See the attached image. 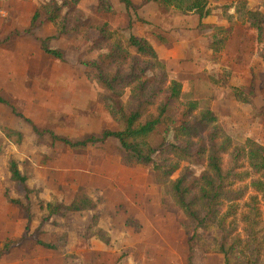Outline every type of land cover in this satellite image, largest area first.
<instances>
[{
    "label": "rangeland",
    "instance_id": "1",
    "mask_svg": "<svg viewBox=\"0 0 264 264\" xmlns=\"http://www.w3.org/2000/svg\"><path fill=\"white\" fill-rule=\"evenodd\" d=\"M50 1L0 0V99L7 103L0 102V264L187 263L190 236L183 225L188 222L173 200L171 183L184 170L199 177L207 164L179 162V171L161 186L152 167L123 164L124 153L115 139L74 151L53 143L49 136L39 138L13 112L30 119L41 130L72 141L121 130L122 125L104 106L112 94L98 86L95 72L84 65L107 53L106 47L97 46V29L105 23L110 26L113 41L125 43L134 35L152 45L167 72L164 88L177 81L183 87L181 102L199 104L193 116L211 109L219 128V145L230 138L228 149L220 155L224 170L231 167L234 151L241 150L236 173L248 177L228 182L226 191L239 192L240 198L228 199L221 207L223 215L232 209L236 212L225 220L227 244L239 237V248L244 247L253 231L257 242L263 244L264 256V197L251 186L253 180L264 181V173L253 175L247 158L251 141L264 147V27L259 34L248 23L219 24L218 29L231 32L225 46L214 54L209 47L213 31L200 29L196 15L157 4L128 11L119 0H110L113 13H99L98 0H80L77 6L71 0H54L62 7L65 21L60 23H65L68 30L48 43L49 48L64 53V60H57L41 48V40L58 34L44 17ZM66 1L68 6L63 4ZM130 1L138 6L142 3ZM226 1L208 0L218 4ZM255 9L264 15V0H258ZM37 14V28L25 33ZM144 63L141 58L122 68H138L145 72L144 79H154L156 73ZM116 69L112 67L111 71ZM135 87L120 88L122 107L132 104ZM160 89H154L161 94L151 112L166 96ZM10 130L20 132L23 138H7ZM162 133L163 129L151 137L154 147L162 143ZM172 139L169 133L168 142ZM193 141L198 143L199 137ZM167 157L157 155L155 159L160 162ZM11 162H16L27 178L30 193L11 180ZM86 197L96 203L95 210L62 212L45 221L49 212L42 206L47 203L69 206ZM252 197L257 199L260 211L253 229L243 222ZM216 226L197 230L194 264H226L217 248V238H227L226 233L220 234ZM246 258L244 255L242 264Z\"/></svg>",
    "mask_w": 264,
    "mask_h": 264
},
{
    "label": "trees",
    "instance_id": "2",
    "mask_svg": "<svg viewBox=\"0 0 264 264\" xmlns=\"http://www.w3.org/2000/svg\"><path fill=\"white\" fill-rule=\"evenodd\" d=\"M98 2L97 10L99 13L114 12V6L110 0H98ZM119 2L124 4L128 11L132 8L136 9L130 0H119ZM71 3L77 6L80 0H71ZM149 3L170 8L185 15L195 14L200 21L208 18L213 13L212 9L209 8L208 0H144V4ZM63 4L68 6L69 2L66 1ZM48 6L44 16L46 23L53 24L58 34L55 37L41 40V48L47 55L57 60H64L63 52L48 47L50 41L68 33L66 24L60 23V20L65 21L64 17H62V7L57 6L54 0H51ZM231 8L234 10L232 15L229 13ZM221 11L220 18L228 24L234 23V21L248 23L259 34L263 33L264 21L260 19L264 18V15L258 10L255 12L248 11L247 2L239 1L235 6L222 7ZM38 18V14L33 17L31 26L25 33L31 34L37 28ZM199 28L213 31L209 37V47L214 54H218L221 48L225 46L231 32V29H218V27L204 26L201 23ZM97 31L99 33L97 46L106 47L107 53L100 56L96 61L85 63L84 65L95 72V80L98 86L112 94V97L106 98L104 106L114 121L122 125L123 128L121 130H107L99 137L91 136L81 141H72L58 136L48 129L41 130L30 119L16 113L15 110L13 112L18 118L27 123L32 128L33 133L39 138L49 136L53 143H61L74 151L86 150L91 145L103 144L110 139H115L124 153L123 164L127 167H152L157 175L158 184L161 186L165 185V181L169 180L171 175L179 171V162L190 161V163L207 164L206 170L199 177L196 178L188 170H184L181 176L171 183L173 200L185 213L188 222L187 225H183L184 230L190 236L186 264H194L193 261L197 249V230L217 225L216 227L220 234H225V220L229 214H232V217L236 214L232 209L230 213L228 212V215H223L221 207L228 199L234 201L236 196H239L237 199L240 198L239 192L226 191V188L230 187L228 185L230 180L236 183L245 176L244 173H236L241 150L236 149L234 151L231 167L228 170H224L220 155L228 149L230 138H226L219 145V128L216 116L211 109L206 108L199 115L193 116L199 109V104L196 102H181L183 95L181 83L172 81L168 87L164 88V85L168 82L166 69L147 40L130 35L125 43L113 41V33L107 23L99 27ZM221 35H225V37L222 38L220 37ZM131 52H135L136 55H132ZM141 58L144 59V64L148 70L156 73L154 79H144L145 72H139L138 68H131L128 71L122 68V66L139 62ZM116 66V71H111V68ZM133 84H136V87L131 97L132 104L128 107H122L119 102L123 92H119V90L120 88H128ZM157 87L165 91L166 96L160 105L156 107L155 111L151 112L155 105V100L161 94L160 91H154ZM150 89L152 90L149 91ZM0 102L7 104L2 99H0ZM262 111H264V107ZM161 129H163V141L160 145L154 147L150 143V139ZM169 133L173 134L171 143L167 140ZM13 136H16L18 140L23 138L20 132L13 130L8 131L6 134L7 138H12ZM196 136L199 137L198 143L193 141ZM249 145L247 158L250 170L253 175L263 174L264 147L252 141ZM157 155L159 157L167 155L168 157L157 162L155 159ZM10 174L11 180L15 184L23 185L26 193L31 192L26 187L27 178L21 174L16 162H11ZM245 177H248V174ZM251 186L256 193H260L264 197V181L253 180ZM256 201L255 197L250 199L246 207L248 210L247 214L243 216V222L249 225L251 229L255 228L260 217ZM96 207V203L88 197L82 200H75L69 206L58 203H47L45 207L42 206L49 212L46 222L51 217L62 212L81 213L93 211ZM26 212L28 218H30L31 211L27 208ZM98 232L99 235L103 234L101 230ZM225 237L227 238H217V248L218 252L224 256L226 264H242L241 260L244 255L247 258L243 261V264H264L261 246L263 244L257 242L253 231L252 233L251 231L249 232L248 240L245 242L244 247L241 248H239L241 244L239 237H235L229 246L227 244L228 232ZM106 243H109V240ZM38 244L47 249H53L51 245H46L41 241H38Z\"/></svg>",
    "mask_w": 264,
    "mask_h": 264
},
{
    "label": "crops",
    "instance_id": "3",
    "mask_svg": "<svg viewBox=\"0 0 264 264\" xmlns=\"http://www.w3.org/2000/svg\"><path fill=\"white\" fill-rule=\"evenodd\" d=\"M239 1H242V0H227L226 2L224 3H212V2H209V8L212 9L213 13L211 16H209L208 18L202 20L200 22V19L198 17V26L199 24L201 23L202 25L204 26H214V27H217L219 24H223L224 22H226L225 20H222L220 18V15H221V8L222 7H232V6H235L236 3H238ZM245 2H247V9L248 11H257L255 8L256 6L258 5V0H243ZM136 9H140L141 7H144V6H148V5H154V3H149V4H144V0H142V3L140 6L136 5L135 3L133 4ZM231 15L234 14V10L231 8L230 12H229ZM195 15V14H193ZM203 30V29H202ZM204 31V30H203ZM207 31V30H205ZM211 31V30H210Z\"/></svg>",
    "mask_w": 264,
    "mask_h": 264
}]
</instances>
